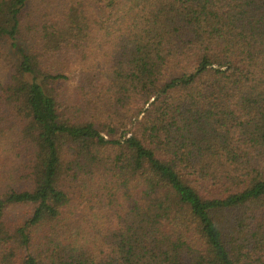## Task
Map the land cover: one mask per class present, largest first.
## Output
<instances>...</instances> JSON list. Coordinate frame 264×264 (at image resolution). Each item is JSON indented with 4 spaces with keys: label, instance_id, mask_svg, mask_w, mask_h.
<instances>
[{
    "label": "trees",
    "instance_id": "16d2710c",
    "mask_svg": "<svg viewBox=\"0 0 264 264\" xmlns=\"http://www.w3.org/2000/svg\"><path fill=\"white\" fill-rule=\"evenodd\" d=\"M0 264H264V0H0Z\"/></svg>",
    "mask_w": 264,
    "mask_h": 264
}]
</instances>
